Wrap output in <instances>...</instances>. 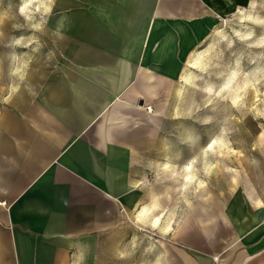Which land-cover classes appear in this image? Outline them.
Instances as JSON below:
<instances>
[{
    "label": "crops",
    "instance_id": "1",
    "mask_svg": "<svg viewBox=\"0 0 264 264\" xmlns=\"http://www.w3.org/2000/svg\"><path fill=\"white\" fill-rule=\"evenodd\" d=\"M210 20V0H56L47 27L75 59L46 78L25 157L0 125V264H70L82 245L84 264H264L261 199L235 196L211 216L209 200L184 215L164 205L155 227L148 213L133 220Z\"/></svg>",
    "mask_w": 264,
    "mask_h": 264
},
{
    "label": "rangeland",
    "instance_id": "2",
    "mask_svg": "<svg viewBox=\"0 0 264 264\" xmlns=\"http://www.w3.org/2000/svg\"><path fill=\"white\" fill-rule=\"evenodd\" d=\"M18 2L0 0V12L14 14ZM256 2L252 10L248 0H210V31L188 55L172 91L167 132L161 134L159 158L150 166L151 191L152 196L167 197L161 203L169 211L179 206V215L208 200L210 216L216 215L238 195L264 201V115L258 114L264 111V80L240 92L246 80L260 78L257 69H264V46L257 43L264 27L241 19L249 12L264 16V0ZM238 6L244 8L237 12ZM13 24L25 22L17 16L0 25V87L5 89L0 95L17 82L8 75L11 52H28L32 59L20 91L11 103H0V125L8 130V152L21 136L25 157L31 147V116L37 114L46 78L60 76L59 62L73 60L75 54L59 51L66 39L49 30L47 22L35 33L41 42L38 52H31V47L13 49L9 44L13 37L32 34L26 26L13 29ZM248 32L252 36L242 39ZM236 95L241 99L233 106L230 98ZM15 125L20 133L11 132Z\"/></svg>",
    "mask_w": 264,
    "mask_h": 264
},
{
    "label": "clouds",
    "instance_id": "3",
    "mask_svg": "<svg viewBox=\"0 0 264 264\" xmlns=\"http://www.w3.org/2000/svg\"><path fill=\"white\" fill-rule=\"evenodd\" d=\"M56 4V0H19L15 13L11 14L9 11L5 10L0 12V25H3L5 20L13 19L16 17H20L25 22V25L13 24V29H18L22 26H26L31 30L32 34L27 36L19 35L13 37L9 44L13 49L23 48L29 49L31 47V52L36 53L39 51L41 47V42L35 33L41 32L44 28V25L47 22V18L53 11V8ZM247 7L249 9L255 10L257 8L256 0H248ZM264 8V5H261ZM244 6H238L236 11H240ZM241 19L244 21H249L254 25L264 27V16H261L259 13L253 14L249 12L247 15H242ZM252 32H248L244 34L242 39H249L252 36ZM3 33L0 32V36ZM57 35H59V29H57ZM260 46H264V35L257 41ZM32 57L28 54V52L17 53L16 51H12L10 54V68L8 75L10 78H14L17 82L10 83L7 87L6 94L0 95V103L8 104L11 103L14 96L20 91L21 82H23L27 75V69L31 62ZM256 73L260 74L259 79L246 80L242 87L240 88V92L243 93L246 88H255V85L259 84L261 80H264V69H257ZM247 75V74H246ZM5 89L0 87V93L4 92ZM219 95V92H217ZM241 99V95H236L233 98H230L231 103L235 106L239 100ZM259 115H264V111L258 113ZM167 167V166H166ZM186 180L189 178L186 177ZM195 179V178H192ZM184 187H187L185 184ZM166 196H151L147 202H145L136 212L134 217V221L138 219V217L143 213H148L150 215L151 220L153 221L151 224L152 227H155V221L159 219L161 214V210L164 205L161 203L162 199H166ZM127 254L123 251L118 252V256L120 258H124ZM87 256V246L82 245L71 254L70 264H84ZM153 264H164V256L163 254L156 257Z\"/></svg>",
    "mask_w": 264,
    "mask_h": 264
}]
</instances>
